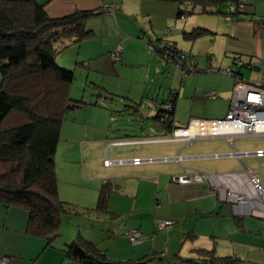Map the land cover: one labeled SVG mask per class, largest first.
<instances>
[{"label": "crops", "instance_id": "obj_1", "mask_svg": "<svg viewBox=\"0 0 264 264\" xmlns=\"http://www.w3.org/2000/svg\"><path fill=\"white\" fill-rule=\"evenodd\" d=\"M35 1L38 3V0ZM237 1L246 5L245 12L238 21L233 23L225 21L226 25L221 29L213 28L212 24L209 26L189 22L188 13V19L179 18L177 15L178 4L171 1L113 0V2H120L119 8L115 3H104V0H78V2H74V0H45L43 3H39L44 5L43 8L49 17H60L76 10H93V13L86 19L85 28L91 30L94 35L76 44L78 45L77 49L79 53L81 49L84 50V53L86 52L85 62L100 58L102 61L105 60V64H108L106 59L108 52L120 41L123 42L121 59L123 65L120 64L116 68L112 64L110 66L113 68L111 74L114 81H117L116 77L124 67L125 70H132L142 65L150 66L149 61L144 64L139 62L136 65H128L127 61L130 51H145L144 44L137 35L145 33L148 40L151 39V35L142 26L146 25L148 18L154 34H161L164 40L186 54H192L189 40L193 41L201 36L211 39L210 41L216 45V49L209 48V51L212 52V55L214 54L215 59L206 61L204 65L207 68L203 67L201 72L213 68L220 69L219 67H228L231 70V75L214 74L208 71L207 76L212 78L206 85H200L197 82L187 89L188 79L184 83L181 82L179 88L175 89L173 112L167 117L162 116L163 121L167 120L166 124H161V120L156 119V114L162 103L158 107L155 106L151 112L155 114L154 121L158 122L155 127H159V124L162 125L159 130L155 131L160 137L146 138L142 136V133L140 136L132 133L115 137L114 141L108 142L106 138L98 136L87 141L88 144L83 152H80L79 145L76 143L61 147L63 149L61 158L62 153L66 156L64 158L75 155L72 159H64V163L67 164L60 166V171H58L62 181H65L70 187L74 186L71 183L74 174L76 177L79 176L82 181L90 182L92 185L88 189L77 190L80 193L86 190V193L93 196L97 202L102 183L110 181L113 184L114 190L110 193L106 203V213L109 214V219L117 217L120 206L131 204L128 199L136 200L146 191H151V194L158 198L156 199L158 200L157 208L154 210L151 208L152 212L139 211L138 217L128 218L130 223L121 235L124 247L110 249L108 245H104V240L107 243L116 244V239L110 237V234L106 238L102 236L101 239H103L99 241L83 237L95 244L110 260L119 262L133 260L137 263L145 261L146 264H264V219L249 215H236L232 206L220 201L218 195L206 182L179 184L172 180L193 170L216 174L244 172L245 168L262 177L264 176V167H249L245 158L250 157L264 164V156L256 157L252 154L257 150H264V141L244 142L238 138L264 135L236 136L232 139V143H229L224 137L199 138L194 141L166 139L175 126H183L191 119L224 118L230 104L234 76H238L247 83L264 79V72H262L260 64V57L264 53V0ZM107 7H112V10H103ZM200 13L212 14L201 11ZM95 16L100 17V25H95L92 22L91 19ZM110 24L119 31L118 37L120 38H116L117 41L120 40L118 43H107ZM101 26L108 33H103ZM195 29H201L204 32L193 38L186 36ZM94 44H100L99 53L96 55L90 53ZM107 45L110 46L106 47ZM61 60H55L58 66L72 68L63 63L68 61L64 57ZM235 60L240 62L241 66L235 64ZM159 62L154 65L155 68L161 65L162 62L160 60ZM80 66L83 67V64ZM196 66H198V62ZM244 71L250 72L248 79L244 78ZM199 72L197 69L196 73ZM102 74L104 77L108 76L106 72H102ZM202 75L196 74L194 78L197 80ZM132 76L133 73L130 74L131 83L144 84L147 73L143 75L141 81ZM208 93L214 94V97L207 96ZM169 94L171 95V90H169ZM119 95L117 93V96ZM69 96H71L70 89ZM181 100H184L183 105L187 104L188 111H178ZM160 112L162 115L163 111L160 110ZM63 121L67 124L62 123L60 134L64 133V138L67 141L71 137L72 140L75 139L78 129L73 123L65 122V119ZM106 145L107 148L104 150ZM56 151H58V147ZM233 151L239 154L246 153V155L237 157L231 154ZM87 153L91 156V162L88 161L90 157L86 158ZM175 157H178L179 160H175ZM104 158L111 161L112 164L109 168L102 165ZM135 158H139L142 162L137 165L132 164L131 160ZM89 163H94L100 169H104L105 173L100 175L96 173L92 176L86 174V167ZM62 188H66V186ZM120 195L124 196V200L118 201ZM62 199L69 203L72 202L69 198ZM12 208L13 210H11ZM103 213H99V215H105ZM166 219L173 220L174 224L166 231H155V222ZM25 220L27 221L25 210L18 207L6 209L0 204V224L3 222L4 228H8L7 224L14 228ZM98 220H100L98 221L99 227L108 221L106 217L100 216H98ZM132 229L138 230L141 234V241L137 245H132L127 238ZM74 232L71 228H63L62 233L58 234L59 239L55 240L54 246H52L54 241L51 246L44 244L42 255L48 256L51 264H83L66 258L63 251L68 245V240L70 238L74 240ZM64 234L67 235L64 236ZM25 236L29 235L25 234ZM5 248V245L0 242V256L9 254ZM205 251H209L211 254L204 253ZM35 261L36 259L32 261V264Z\"/></svg>", "mask_w": 264, "mask_h": 264}, {"label": "trees", "instance_id": "obj_2", "mask_svg": "<svg viewBox=\"0 0 264 264\" xmlns=\"http://www.w3.org/2000/svg\"><path fill=\"white\" fill-rule=\"evenodd\" d=\"M159 1L177 3L179 18L190 15L195 8L225 16L228 3H242L237 0ZM182 5L190 9L185 10ZM43 6L35 0H0V204L6 209L25 210L24 233L42 238L45 246H51L59 234L62 215L75 212L72 204L58 195L55 154L61 125L69 111L84 104L70 98L74 72L58 66L55 55L94 34L85 28L93 10L49 17ZM245 8L244 4L231 15L233 22L240 19ZM203 32L195 29L186 36L193 38ZM161 39L170 45V52L179 51ZM160 110L156 119L163 121ZM113 190L110 181L102 183L96 210H106ZM63 251L66 258L83 264H146L145 261L110 260L95 244L80 236Z\"/></svg>", "mask_w": 264, "mask_h": 264}, {"label": "rangeland", "instance_id": "obj_3", "mask_svg": "<svg viewBox=\"0 0 264 264\" xmlns=\"http://www.w3.org/2000/svg\"><path fill=\"white\" fill-rule=\"evenodd\" d=\"M43 1L45 0H38V3H43ZM74 2H78V0H74ZM104 3H115L118 8L121 5L120 2H113V0H104ZM182 8L185 10L190 9L183 5ZM189 16V22H194L195 24L200 25L206 24L209 26L212 24L213 28L215 29H221L226 25V18L221 13L201 14L200 9L195 8L194 12H192ZM92 18L93 19L91 20L95 25H100L99 16H95ZM149 23L150 22L148 18L147 22L145 23L146 25H142L151 35V39H149L155 40L158 37H162L161 34H154V32H152ZM100 28L102 29L103 33H108L107 30H103L102 26ZM118 36V29L116 27L114 29L113 25L110 24L109 34H107V43H118L120 41L116 40V38H120ZM137 36L138 39L143 42L145 51H130V56L127 57L128 65H136L139 62L140 64H144L149 61L150 66L146 67L142 65L140 67H135L132 70H125L124 67L120 70V73L116 77L117 81H114L113 79V76L111 74V72H113V68H111L110 66L112 64V66H115L116 68L120 64L123 65V62L121 63V59L124 44L121 41L120 43L112 47L110 52H108L106 56L108 64H105V60L102 61L100 60V58H95L93 61L86 60L85 62L84 60L86 52L84 53V50L81 49V52L79 53V50L77 49L78 45L76 44H71L67 49L60 51L55 55V60H61L62 57L68 60L67 62L63 63H65V65H70V67L72 68H69L68 70L72 69V71L74 72V80L70 85L71 96H73H70L71 99L82 101L84 103L79 108L72 109V111H69L67 115H65V122L73 123L74 126H76V128L78 129V133H76L75 139L72 140V137L70 136L71 139L68 141L65 140L64 133L62 135L60 134L57 146L58 151H56L55 154V170L58 184V195L61 199L69 198L72 201L71 204L73 203L72 207L75 209L74 213H65L62 215V225L59 233H62L63 228L65 229L67 227L71 228L72 231H75L74 239L80 236L94 241H99L102 236L106 238L107 235L110 234V237L116 239V244H113L112 242L107 243L106 240H104V245H108L110 249L124 247V244L121 241V235L123 233V230H125L127 228V225H129L130 223L128 218L132 219L135 218L134 216L138 217L137 213H139V211L145 212L147 210L152 212L151 208L153 210L157 208L156 204L158 203V200L156 199L158 198L153 196L151 194V191H146L144 194L142 193V195L139 196L136 200L133 198L128 199L131 204L120 206V208L118 209L117 217L109 219V214L106 213V210L105 212L102 210H96V200L93 199V196L88 195L86 193V190L82 193L77 190L81 188L88 189L92 185L90 182L82 181L80 177H76L75 174L72 176L73 181L71 182L74 184V186L70 187L69 184L65 183V181H62L63 179L60 177V173H58V171H60V166L62 167L67 164L64 163V159H72L75 155H69L67 156L68 158H64L66 156H64V154L62 153L61 158V152L63 150L61 149V147L66 145L71 146L76 143L79 145L78 147L80 152H83L86 145L88 144L87 141L90 139H95L98 136L106 138V141L108 142L114 141L116 139L115 137L132 133H135L138 136H140V134L142 133V136L146 138L160 137V135L156 134L155 131L159 130L162 125L159 124V127H155L156 123L158 122L154 121L153 118L155 114L152 113L151 110L154 109L155 106L158 107L161 103H167L168 101H170L171 95L176 94V87L179 88V86L187 79V89L191 88L194 84H197V82L200 85L208 84L209 80L212 77L207 76V74H209L207 70H205V72H201V70H203V67L207 68L204 65L206 61L215 59L214 54L212 55V52L209 51V48L216 49V45H214L213 42L210 41V38L206 39V37L201 36L196 40H189L188 42L192 47V54L190 55L194 57L196 63L198 62V66H196V68L199 69L200 72L191 73L186 75L185 77H182L181 72L177 68H175L173 64L162 61L161 58L156 54V51L149 50L148 38L145 33H140ZM109 46L110 45H107L106 47ZM119 47L121 48L120 59L117 61L111 60L110 54L119 49ZM99 48L100 44H94L91 47L90 53H95L96 55L97 53H99ZM159 60L162 63L161 65H158V68H155L154 65L159 64ZM83 61L84 63H82ZM82 64L83 67L80 66ZM219 68L227 69L228 67ZM102 72H106L108 76L104 77ZM132 73V77L140 81L142 80L143 75L147 73L144 84L131 83L130 74ZM196 74L203 75L196 80V78H194V75ZM243 75L245 79H248L250 76V72L244 71ZM169 90H171V95L169 94ZM117 93L118 95L119 93H121V95L117 96ZM183 102L184 100H181L179 102L180 108L178 109V111L189 110V108L186 106L187 104L183 105ZM138 113L141 114L139 115ZM160 123L166 124L167 120L165 119L164 121H160ZM63 124L65 125L67 123ZM238 140L244 142L252 140L264 141V136L244 137L238 138ZM106 148L107 145L104 147V150H106ZM89 155L90 154L86 155V158L88 159L90 157L88 161L91 162V156ZM245 161L249 167H264V164H262V162H259L256 159L250 157H246ZM111 164L112 163L102 165L108 166L109 168ZM85 173L90 176L96 173L97 175H100L104 174L105 170L100 169L94 163H89L86 167ZM65 186L66 188H62ZM123 197V195H120L118 201L124 200ZM11 210H13V208ZM99 213H103L105 215H99ZM98 216L106 217L108 220L102 223L101 227H99L98 221L100 220H98ZM25 222L26 220L14 228L12 226H9V224H7L8 228H4V223L2 222L0 224V242L5 245V249L9 253L6 256L10 257L11 259L10 264H32V261L34 259H36L34 264H51L50 258L46 255H42V253L44 252L43 249L45 240L42 238H35L31 236L26 237L23 230L25 228ZM14 229H17L18 231H15ZM66 235L67 234H64V236ZM56 239H59V237L57 236L54 239V244H52V246L56 244ZM68 241L69 242L67 243L70 244L72 243L73 239L71 240L70 238Z\"/></svg>", "mask_w": 264, "mask_h": 264}, {"label": "built area", "instance_id": "obj_4", "mask_svg": "<svg viewBox=\"0 0 264 264\" xmlns=\"http://www.w3.org/2000/svg\"><path fill=\"white\" fill-rule=\"evenodd\" d=\"M244 4L226 5L225 20L232 23L234 20L232 14L241 10ZM181 19H188L182 16ZM169 44L161 37L148 42V48L151 51L158 52L162 59L171 63L177 68L182 77L188 74L196 73V61L193 56L182 51L170 52ZM121 56V48L110 54L113 61H117ZM235 64L241 63L235 60ZM261 70L264 72V53L260 57ZM210 73L231 75V70L213 68L208 70ZM207 96L214 97V94L208 93ZM175 94L171 95V100L161 104L162 116L167 117L172 112V100ZM264 135V79L254 83L242 81L238 76H234V85L231 93L230 104L224 118L214 120L191 119L183 126H175L166 139L170 141L186 140L194 141L196 139H208L224 137L229 143L236 136H257ZM232 155L242 157L245 154H239L233 151ZM256 157L264 156V150H257L252 153ZM175 160H179L175 157ZM150 161V160H148ZM142 161L139 158L131 160L132 164H139ZM110 161L103 160L107 165ZM175 183L188 184L197 182H206L222 202L229 203L236 215H249L255 218L264 219V176H258L246 169L244 172H225L208 173L193 170L183 173L172 179ZM174 224L173 220H157L155 222L156 231L169 229ZM128 238L133 245L141 241V234L138 230H130ZM10 257L0 256V264H10Z\"/></svg>", "mask_w": 264, "mask_h": 264}, {"label": "clouds", "instance_id": "obj_5", "mask_svg": "<svg viewBox=\"0 0 264 264\" xmlns=\"http://www.w3.org/2000/svg\"><path fill=\"white\" fill-rule=\"evenodd\" d=\"M103 10H112V7H107V8H104ZM187 16V15H186ZM188 17V16H187ZM189 18V17H188ZM151 161V160H150ZM111 163V161H110Z\"/></svg>", "mask_w": 264, "mask_h": 264}]
</instances>
